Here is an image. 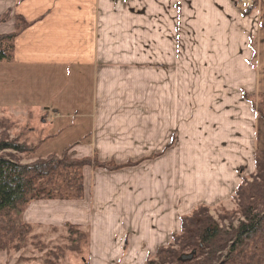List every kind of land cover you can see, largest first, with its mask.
<instances>
[{
	"label": "crops",
	"instance_id": "crops-1",
	"mask_svg": "<svg viewBox=\"0 0 264 264\" xmlns=\"http://www.w3.org/2000/svg\"><path fill=\"white\" fill-rule=\"evenodd\" d=\"M238 3L0 0V18H10L0 25L5 26L0 35L16 33L17 18L27 24L15 41L14 64L90 74L91 142L99 161L137 160L133 150L123 155L114 145L134 144L127 135L134 122L127 117L135 110L108 108L114 94L127 90L128 79L132 82L134 71L126 70L138 69L144 78L137 124L147 133L153 124L142 119L150 116L151 94L158 102L159 136L141 138L143 157L175 144L172 156L135 169H85L84 198L75 211L66 204L51 207L54 211L83 227L86 218H99L95 227L106 230L101 243L106 246L136 228L141 236L155 238L145 239L144 246L157 248L178 231L182 214L227 204L243 177L255 174L256 155L264 152V121L253 105L264 95V0L248 11ZM182 84L191 91L183 93Z\"/></svg>",
	"mask_w": 264,
	"mask_h": 264
},
{
	"label": "rangeland",
	"instance_id": "rangeland-1",
	"mask_svg": "<svg viewBox=\"0 0 264 264\" xmlns=\"http://www.w3.org/2000/svg\"><path fill=\"white\" fill-rule=\"evenodd\" d=\"M7 19L0 20V25L8 23L10 18ZM18 24L21 25L19 21ZM0 28L3 30L5 26ZM137 70H126L134 71V80L130 82L128 79L127 90L125 92L119 90L115 93L114 100L112 103L109 102V107L107 106L114 109L135 110L132 117H127V120L134 122V125H130L133 132H127V135H130L128 142L132 140L134 144L114 145L117 150L123 152V155L133 150L135 153L133 158L137 159L136 162L128 161L120 164L99 161L97 147L91 142L94 84L89 73L79 70L26 68L13 62L0 63V143L15 141L27 146L29 152L18 155L23 165L52 160L63 161L65 165L72 164L70 166L73 168L69 170L70 172L65 171L64 178L61 179L64 181L60 184L62 187L60 190L70 196L76 195L77 188L84 184L85 169H89L90 172L103 169L110 173H118L127 168L135 169L161 157L172 156L171 152L175 144L170 143L166 144L162 154L144 158L145 149L140 147L143 145L140 144L141 138L150 136V140L155 141L159 136L156 131L158 118L154 115L158 102L151 94L150 116L142 119V121L149 120L153 124L147 133L143 125L140 127V124H137V121L141 120L142 95L146 92V89L145 92L143 91L144 78L142 79L141 73ZM182 87L183 93L191 91L189 84H182ZM192 90L196 92V89L192 88ZM151 92H153L152 88H150ZM156 92L155 89L153 93ZM253 99L248 98V100ZM255 102L258 104L259 100L253 101V104ZM165 121L168 125L171 119L166 117ZM119 134L123 133L119 132ZM245 169V165L240 166L241 173H244ZM244 179L252 182V176H246L243 177L241 184ZM67 182L73 187H67ZM238 189L227 204L206 208L209 210V216L222 228L237 227L241 220L238 211L239 200L236 197ZM83 198L84 187L81 199L36 201L24 207L18 214L1 215L0 264H147L150 260L156 259L157 252L161 249L172 247L178 249L173 238L181 235L182 220L195 213L193 211L182 214L178 231L173 233L172 237H168L166 244L158 246L159 248H153L151 244L144 246L145 239L153 242L155 238L141 236V229L136 228L130 230L128 238L124 237L125 241L124 238L121 241L117 238V245L113 243L106 246L101 244L106 230L95 227L100 225L99 218L96 217L94 220L86 218V226L83 227L77 224L79 223L77 220H71L69 216L66 217L51 208L66 204L74 212L73 206ZM133 242H135L134 246Z\"/></svg>",
	"mask_w": 264,
	"mask_h": 264
},
{
	"label": "trees",
	"instance_id": "trees-1",
	"mask_svg": "<svg viewBox=\"0 0 264 264\" xmlns=\"http://www.w3.org/2000/svg\"><path fill=\"white\" fill-rule=\"evenodd\" d=\"M17 19L21 25H17L16 33L0 35V63L13 62L15 41L27 27L25 22ZM258 99L259 103L253 105L264 121V95ZM28 152L27 146L15 141L0 143V216L18 214L36 201L81 199L83 183L74 196L65 195L60 190L61 181H64L61 179L65 171H71L72 164L52 160L23 165L18 155ZM247 181L243 180L236 193L241 216L237 227L222 228L209 216L208 209L200 208L182 220L181 235L173 238L178 249H161L156 259L147 264H183L179 262L181 255L193 251L197 252L196 257L186 264H264V152L257 153L255 174L252 182ZM66 185L73 187L69 182Z\"/></svg>",
	"mask_w": 264,
	"mask_h": 264
},
{
	"label": "water",
	"instance_id": "water-1",
	"mask_svg": "<svg viewBox=\"0 0 264 264\" xmlns=\"http://www.w3.org/2000/svg\"><path fill=\"white\" fill-rule=\"evenodd\" d=\"M196 255H197V252L196 251H193L190 254H184V255H182L179 258V262L180 263H183V264L190 263V262H192L194 260V258L196 257Z\"/></svg>",
	"mask_w": 264,
	"mask_h": 264
},
{
	"label": "built area",
	"instance_id": "built-area-1",
	"mask_svg": "<svg viewBox=\"0 0 264 264\" xmlns=\"http://www.w3.org/2000/svg\"><path fill=\"white\" fill-rule=\"evenodd\" d=\"M254 2L255 0H239L238 4L243 11H248L253 7Z\"/></svg>",
	"mask_w": 264,
	"mask_h": 264
}]
</instances>
